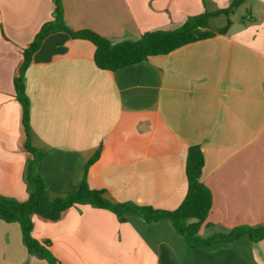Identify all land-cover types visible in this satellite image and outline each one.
<instances>
[{
    "label": "crops",
    "instance_id": "1",
    "mask_svg": "<svg viewBox=\"0 0 264 264\" xmlns=\"http://www.w3.org/2000/svg\"><path fill=\"white\" fill-rule=\"evenodd\" d=\"M231 1L61 3L68 28L120 41L175 29ZM53 10V0H0V195L18 201L28 197V154L12 82L21 50ZM236 10L225 34L114 72L95 66L90 42L70 38L48 61H31L29 138L43 152L37 172L49 199L75 189L85 172L89 188L116 203L174 210L186 192L187 149L199 145L200 181L211 194L199 235L264 225V0H244ZM32 222V236L48 240L61 264H264V239L190 248L168 221L132 216L120 223L88 205L69 208L55 222L37 216ZM0 264L48 263L27 253L17 223L0 220Z\"/></svg>",
    "mask_w": 264,
    "mask_h": 264
},
{
    "label": "trees",
    "instance_id": "2",
    "mask_svg": "<svg viewBox=\"0 0 264 264\" xmlns=\"http://www.w3.org/2000/svg\"><path fill=\"white\" fill-rule=\"evenodd\" d=\"M52 20L44 23L33 40L24 47L21 63L13 78V98L20 107V123L23 132V148L28 154L23 171V182L28 193L25 201L0 195V220L6 223H17L21 240L27 253L48 264H61L51 253L48 240H37L32 236V216L43 220L58 221L63 213L71 207L88 205L105 209L113 213L120 223L136 216L146 223L168 221L176 234L181 236L188 247H205L217 243L247 241L250 243L264 239V225L238 226L229 230L217 231L209 236L199 235L201 225L205 222L211 208V194L200 181L204 157L199 145H190L185 159L186 192L179 206L174 210L157 209L131 202L112 204L102 195L104 190L89 188L85 172L80 184L65 196L49 199L48 189L37 165L43 158V152L33 147L29 136L30 103L25 92V72L32 61L33 54L39 49L42 41L56 32L66 33L68 38L85 40L94 47L93 62L100 70L114 72L149 57L166 55L184 45L199 42L215 35H223L231 26L230 16L244 2L232 0L227 7L212 12L204 11L190 16L172 30H154L141 34L137 39L114 41L103 37L90 29L72 30L63 22L61 0H53ZM218 16L225 17V24L217 29H210L209 20ZM98 158L96 152L87 163V167ZM86 171V170H85Z\"/></svg>",
    "mask_w": 264,
    "mask_h": 264
},
{
    "label": "water",
    "instance_id": "3",
    "mask_svg": "<svg viewBox=\"0 0 264 264\" xmlns=\"http://www.w3.org/2000/svg\"><path fill=\"white\" fill-rule=\"evenodd\" d=\"M66 39H68V35L62 32H56L48 35L42 41L39 49L33 54L32 62H46L50 59L52 55L62 52L64 50L62 44ZM102 197L112 204L116 203V201L108 193H104Z\"/></svg>",
    "mask_w": 264,
    "mask_h": 264
},
{
    "label": "rangeland",
    "instance_id": "4",
    "mask_svg": "<svg viewBox=\"0 0 264 264\" xmlns=\"http://www.w3.org/2000/svg\"><path fill=\"white\" fill-rule=\"evenodd\" d=\"M242 14H243V11H242L241 8H239L231 16V19L236 21ZM224 24H225V17L224 16H218L216 18H212V19L209 20L210 29H215V28H218V27H222Z\"/></svg>",
    "mask_w": 264,
    "mask_h": 264
}]
</instances>
